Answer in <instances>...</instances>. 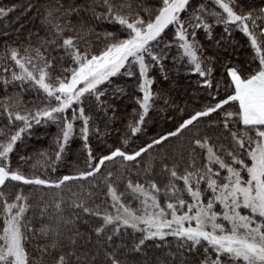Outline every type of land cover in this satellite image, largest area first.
<instances>
[{"label":"snow or ice","instance_id":"snow-or-ice-1","mask_svg":"<svg viewBox=\"0 0 264 264\" xmlns=\"http://www.w3.org/2000/svg\"><path fill=\"white\" fill-rule=\"evenodd\" d=\"M21 15L0 30V264H264V0H29ZM234 30L253 55L223 63ZM38 126L57 129L51 154H22ZM77 140L82 163L59 173Z\"/></svg>","mask_w":264,"mask_h":264},{"label":"trees","instance_id":"trees-1","mask_svg":"<svg viewBox=\"0 0 264 264\" xmlns=\"http://www.w3.org/2000/svg\"><path fill=\"white\" fill-rule=\"evenodd\" d=\"M29 0H0V6L16 4L17 11L16 14L10 15L8 19L3 21V24H0V30L3 29L5 25L10 26L11 28L18 27L20 23H24L28 26V19L21 15L23 7L27 5ZM221 60L223 63H236V62H244L246 60L251 59L253 55L249 45L247 43V37L244 36L243 33L237 32L234 30V34L231 41V46H227V50L224 48L220 49ZM174 99L176 103L184 107L187 105L189 110H192L197 106L198 100L200 98V93L196 90V77L188 76L185 73L181 72L179 76H177V88L173 93ZM117 104L119 106L120 114L122 116H126L127 113L132 111L133 101L127 97L121 98L117 100ZM173 115H177L176 113H172ZM160 124L163 127H168L170 122H166L161 120ZM114 127L119 128L121 124L119 121L114 125ZM159 130V129H157ZM57 129L55 127H45L38 126L35 127L30 134H25L23 141L20 143V152L27 153L28 155H35L40 151H48L51 154L52 149L50 145H52L53 137L56 133ZM115 138V133H113V139ZM111 142V140L109 141ZM96 141L93 140V147H96ZM71 151L66 152L64 154V158L58 164V172L61 174H67L75 170L78 166V161L82 163V155L80 154L81 144L77 140L74 143L70 144ZM55 176V173H52ZM43 194L40 190H35L34 195L39 196ZM51 195V193H49ZM156 249H150L149 255H156Z\"/></svg>","mask_w":264,"mask_h":264}]
</instances>
